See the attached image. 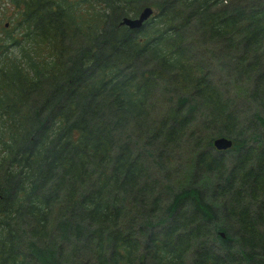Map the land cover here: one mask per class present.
Segmentation results:
<instances>
[{"label":"trees","instance_id":"obj_1","mask_svg":"<svg viewBox=\"0 0 264 264\" xmlns=\"http://www.w3.org/2000/svg\"><path fill=\"white\" fill-rule=\"evenodd\" d=\"M6 1L0 264H264V0Z\"/></svg>","mask_w":264,"mask_h":264},{"label":"water","instance_id":"obj_2","mask_svg":"<svg viewBox=\"0 0 264 264\" xmlns=\"http://www.w3.org/2000/svg\"><path fill=\"white\" fill-rule=\"evenodd\" d=\"M153 9L151 6H144L137 16H123L121 19L122 24H126L128 27L134 28L142 25L143 21L149 17ZM213 145L217 149H226L232 145V139L225 135H219L213 138ZM223 235V232H221ZM140 264H148L146 262H141Z\"/></svg>","mask_w":264,"mask_h":264},{"label":"rangeland","instance_id":"obj_3","mask_svg":"<svg viewBox=\"0 0 264 264\" xmlns=\"http://www.w3.org/2000/svg\"><path fill=\"white\" fill-rule=\"evenodd\" d=\"M11 6L7 3L6 0H0V31L1 27L11 25L10 18L14 16V12L11 11ZM11 15V16H10ZM11 52H15L13 48L10 49Z\"/></svg>","mask_w":264,"mask_h":264}]
</instances>
